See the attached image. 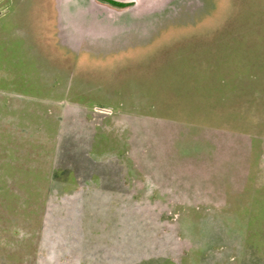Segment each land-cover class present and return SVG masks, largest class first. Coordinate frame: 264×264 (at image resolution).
Here are the masks:
<instances>
[{"label":"rangeland","instance_id":"obj_1","mask_svg":"<svg viewBox=\"0 0 264 264\" xmlns=\"http://www.w3.org/2000/svg\"><path fill=\"white\" fill-rule=\"evenodd\" d=\"M134 18L141 23L122 32V52L95 59L105 71L63 73L78 111L109 115L91 126L109 129V158L122 173V238L141 221L150 233L139 243H163L122 264H264V0H158ZM43 19L30 25L49 32ZM58 106L68 148L85 121L71 120L77 105ZM4 171L0 264H46L47 217L76 187Z\"/></svg>","mask_w":264,"mask_h":264},{"label":"crops","instance_id":"obj_2","mask_svg":"<svg viewBox=\"0 0 264 264\" xmlns=\"http://www.w3.org/2000/svg\"><path fill=\"white\" fill-rule=\"evenodd\" d=\"M117 1L133 5L118 9L96 0H0V169L9 178L16 172L22 181L34 176L36 182L74 185L70 196L85 190L107 196L113 180L122 184V173L109 158V129L105 133L91 126L93 119L109 115L80 112V102L63 93L75 89L64 72L105 71L108 66L93 64L95 59L122 52V32L128 24L141 23L134 18L141 9L158 2ZM37 15L48 21L49 32L30 25ZM96 25L110 34L96 35ZM68 57L74 67H68ZM47 72L55 73L54 80L46 78ZM68 101L77 105L68 113L71 120L85 122L81 142L67 148L57 127L66 116L58 104ZM37 160L51 162L41 171L34 165ZM60 259L53 262L70 263Z\"/></svg>","mask_w":264,"mask_h":264},{"label":"trees","instance_id":"obj_3","mask_svg":"<svg viewBox=\"0 0 264 264\" xmlns=\"http://www.w3.org/2000/svg\"><path fill=\"white\" fill-rule=\"evenodd\" d=\"M128 218L129 223L136 222ZM138 224L142 227L135 236L128 234L122 238V184L118 181L110 183L107 196L84 191L66 197L53 206L47 217L43 241L51 263L46 264H57L52 260L69 256L92 258L94 264H122V258L137 256L135 260H139L149 256L150 253L145 255L146 250H161L163 243L159 246L156 239L139 243L137 236L141 234L139 238L147 240L150 232L147 223ZM133 250L135 254H131Z\"/></svg>","mask_w":264,"mask_h":264},{"label":"flooded vegetation","instance_id":"obj_4","mask_svg":"<svg viewBox=\"0 0 264 264\" xmlns=\"http://www.w3.org/2000/svg\"><path fill=\"white\" fill-rule=\"evenodd\" d=\"M96 1H98V2H100V3H102V4L109 5L107 2H104V1H102V0H96ZM109 1H112V2H115V3L119 4V5H121V6H119V7L111 6V7L118 8V9H120V8H121V9H122V8H126V7H129V6L133 5V3H125V2L117 1V0H109ZM122 5H125V6L122 7ZM109 6H110V5H109Z\"/></svg>","mask_w":264,"mask_h":264},{"label":"bare ground","instance_id":"obj_5","mask_svg":"<svg viewBox=\"0 0 264 264\" xmlns=\"http://www.w3.org/2000/svg\"><path fill=\"white\" fill-rule=\"evenodd\" d=\"M97 26V25H96ZM91 28H89V30H90ZM94 30V32H95V34L96 35H109L110 33H109V30L107 29V27H105V28H103V27H100L99 28V26H97L96 27V29H93Z\"/></svg>","mask_w":264,"mask_h":264}]
</instances>
